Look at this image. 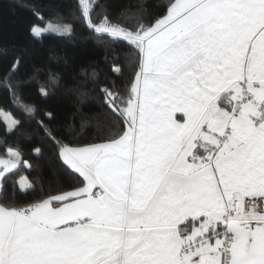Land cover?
<instances>
[{
    "label": "snow or ice",
    "instance_id": "6c2138e0",
    "mask_svg": "<svg viewBox=\"0 0 264 264\" xmlns=\"http://www.w3.org/2000/svg\"><path fill=\"white\" fill-rule=\"evenodd\" d=\"M108 8L31 0L28 9L42 25H30L34 39L71 34L59 22L67 13L126 46L121 86L81 69L97 85L100 116L77 121V107L53 128V112L37 120L23 100L22 58L0 72L20 113L0 109L5 134L35 120L67 177L37 186L19 175L23 146L0 143V264H264V0H128L115 16ZM62 79L49 73L39 94Z\"/></svg>",
    "mask_w": 264,
    "mask_h": 264
},
{
    "label": "trees",
    "instance_id": "16d2710c",
    "mask_svg": "<svg viewBox=\"0 0 264 264\" xmlns=\"http://www.w3.org/2000/svg\"><path fill=\"white\" fill-rule=\"evenodd\" d=\"M46 2V0H44ZM74 0H69V3ZM128 0H101L107 3V9L115 16ZM156 3H163L166 0H155ZM23 6L8 3L2 0L0 3V72L6 70L14 57L22 58L18 76L25 77L26 85L21 89L23 100L26 103L35 104L39 109L36 119L45 111L55 114L56 120L51 126L55 128L66 118L73 116L76 108V118L80 113L100 116L101 97L97 90V85L85 80L81 76V69L86 72L95 70L99 74L101 82L105 79L114 80L119 87L129 79L131 67L129 64L130 53L123 44L112 43L105 38L99 40L90 31L82 19L67 15L61 23L71 24L74 31L63 36L46 34L43 38L34 39L29 35V27L33 23L41 25L28 10L31 0H22ZM102 11L101 9L97 10ZM50 12L45 9V24L50 17ZM57 22V21H53ZM55 57L53 61L52 58ZM67 59V64L63 61ZM123 67L124 75L116 77L112 75L110 69L114 66ZM49 73L62 74L63 79L58 86L52 89V94L44 98L39 94V87L48 79ZM35 76V79H28ZM84 88L88 95L81 97L73 88ZM0 109H7L17 116L19 111L9 102V93L0 87ZM31 135V138H28ZM91 130H85L84 138H89ZM7 142L9 145L17 143L23 146V160L28 161V165L23 162L18 166L19 175L26 176L30 182H35L37 186L47 185L49 181L59 180L66 182L67 177L57 175L59 169L56 167L55 156L51 150L50 142L43 136L37 128L35 120H25V126L15 135H6L3 124H0V143ZM34 147H41L43 155L39 156L33 152ZM2 154V153H0ZM14 177L13 179H18Z\"/></svg>",
    "mask_w": 264,
    "mask_h": 264
},
{
    "label": "rangeland",
    "instance_id": "374dc122",
    "mask_svg": "<svg viewBox=\"0 0 264 264\" xmlns=\"http://www.w3.org/2000/svg\"><path fill=\"white\" fill-rule=\"evenodd\" d=\"M37 26H42V25H37Z\"/></svg>",
    "mask_w": 264,
    "mask_h": 264
}]
</instances>
